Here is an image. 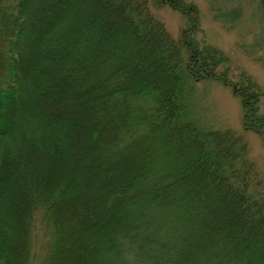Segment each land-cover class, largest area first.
Returning a JSON list of instances; mask_svg holds the SVG:
<instances>
[{"label": "trees", "instance_id": "trees-1", "mask_svg": "<svg viewBox=\"0 0 264 264\" xmlns=\"http://www.w3.org/2000/svg\"><path fill=\"white\" fill-rule=\"evenodd\" d=\"M158 2L177 40L146 0H0V264H264L246 145L184 92L228 84L264 136L261 89L194 38V3Z\"/></svg>", "mask_w": 264, "mask_h": 264}, {"label": "rangeland", "instance_id": "rangeland-1", "mask_svg": "<svg viewBox=\"0 0 264 264\" xmlns=\"http://www.w3.org/2000/svg\"><path fill=\"white\" fill-rule=\"evenodd\" d=\"M150 14L163 24L168 34L178 39L184 16L169 4L146 0ZM198 9L199 31L196 40L221 51L227 62L220 67L232 79L241 72L261 89L258 114L264 115V12L258 0H188ZM200 42V41H199ZM186 115L204 132L230 131L246 145L247 157L260 184L251 191L264 205V136L245 130L242 105L230 86L215 78L190 79L185 86Z\"/></svg>", "mask_w": 264, "mask_h": 264}]
</instances>
